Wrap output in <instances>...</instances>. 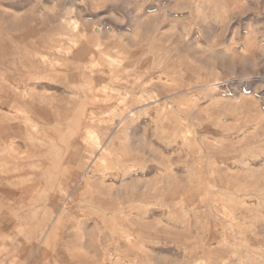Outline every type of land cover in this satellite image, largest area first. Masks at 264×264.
<instances>
[{"label": "rangeland", "instance_id": "374dc122", "mask_svg": "<svg viewBox=\"0 0 264 264\" xmlns=\"http://www.w3.org/2000/svg\"><path fill=\"white\" fill-rule=\"evenodd\" d=\"M0 146V264H264V0H0Z\"/></svg>", "mask_w": 264, "mask_h": 264}, {"label": "bare ground", "instance_id": "6f19581e", "mask_svg": "<svg viewBox=\"0 0 264 264\" xmlns=\"http://www.w3.org/2000/svg\"><path fill=\"white\" fill-rule=\"evenodd\" d=\"M69 21V20H68ZM78 23V22H77ZM71 24V23H70ZM209 25V24H208ZM76 26V25H75ZM94 27V26H93ZM74 28V27H73ZM62 33V32H61ZM96 34H94V35H92V36H95ZM76 36V35H75ZM91 36V37H92ZM179 36V35H178ZM163 37V36H162ZM181 37V36H180ZM95 38V37H94ZM72 39V38H71ZM79 39V38H78ZM65 40V39H64ZM90 40V39H89ZM92 44V43H91ZM191 44V43H190ZM49 46H50V44H48ZM99 45V44H98ZM59 46V45H58ZM76 46V45H75ZM33 47V46H32ZM36 47V46H35ZM65 47V46H64ZM45 48V47H44ZM102 48V47H101ZM141 48V47H140ZM34 49V48H33ZM46 49V48H45ZM52 50V49H51ZM55 50V49H54ZM66 50V49H65ZM68 50V49H67ZM160 50V49H159ZM171 52V51H170ZM213 53H216V52H213ZM145 54V53H144ZM127 55V54H126ZM125 55V56H126ZM143 56V55H142ZM34 58V57H33ZM48 58V57H47ZM52 58V57H51ZM138 58H136V60H137ZM36 60V59H35ZM48 60V59H47ZM55 60V59H54ZM120 60V59H119ZM131 61V60H130ZM135 61V60H134ZM133 61V62H134ZM165 61V60H164ZM41 62V61H40ZM96 62V61H95ZM115 62V61H114ZM142 62V61H141ZM55 63V62H54ZM59 63V62H58ZM57 63V64H58ZM63 63H64V61H63ZM109 63V62H108ZM36 64V63H35ZM57 64H55V65H57ZM110 64H111V62H110ZM119 64H120V62H119ZM136 64V63H135ZM44 65V64H43ZM87 65V64H86ZM117 65V64H116ZM117 66H120V65H117ZM41 67V66H40ZM47 67V66H46ZM54 67V66H53ZM56 67H58V66H56ZM96 67V66H95ZM116 67V66H115ZM149 67V66H148ZM35 68V67H34ZM49 68V67H48ZM151 68V67H150ZM38 69H39V67H38ZM103 69V68H102ZM126 69V68H125ZM36 71V70H35ZM149 71V70H148ZM37 72H38V70H37ZM93 72V71H92ZM130 71H128V73H129ZM102 73V72H101ZM126 73V72H125ZM104 75H105V73H104ZM118 76H119V74H117ZM109 76V75H108ZM161 76V75H160ZM142 77H143V75H142ZM113 78V77H112ZM31 80H32V78H31ZM59 80V79H58ZM163 80V79H162ZM112 82H113V80H112ZM149 84V83H148ZM80 85V84H79ZM136 85V84H135ZM95 86V85H94ZM112 86V85H111ZM173 87V86H172ZM117 88V87H116ZM126 90V89H125ZM150 90V89H149ZM216 90V89H215ZM16 91V90H15ZM41 91V90H40ZM34 92H36V91H34ZM18 93V92H17ZM114 93V92H113ZM11 94V93H10ZM135 94V93H134ZM204 95V94H203ZM211 95H213V94H211ZM161 96V95H160ZM110 98V97H109ZM138 98V97H137ZM165 98V97H164ZM126 99V98H125ZM239 101V100H238ZM228 103V102H227ZM236 104V103H235ZM179 105V104H178ZM145 107V106H144ZM169 111V110H168ZM173 112H174V110H173ZM52 113V112H51ZM124 113V112H123ZM123 113H121V114H123ZM57 114V113H56ZM115 114V113H114ZM170 115V114H169ZM9 116V115H8ZM33 116V115H32ZM166 116V115H165ZM173 116V115H172ZM234 116V115H233ZM127 117V116H126ZM125 118V117H124ZM175 118H176V116H175ZM168 120V119H167ZM183 120V119H182ZM220 120V119H219ZM116 121V120H115ZM158 121V120H157ZM85 122V120L83 121V123ZM88 122H90V121H88ZM109 122H110V120H109ZM183 122V121H182ZM118 123H119V121H118ZM189 123V122H188ZM13 124V123H12ZM30 124V123H29ZM33 124L34 123H32V126H33ZM38 124V123H37ZM58 124H59V122H58ZM88 124V123H87ZM87 124H85L84 123V127H86L87 126ZM60 125V124H59ZM66 125V124H65ZM86 125V126H85ZM252 125V124H251ZM32 126H30V128L32 127ZM35 126V125H34ZM37 127L39 128L40 126H38L37 125ZM66 127V126H65ZM66 128H69V127H66ZM34 129V128H33ZM71 129V128H70ZM36 130V129H35ZM65 130H67L68 131V129H65ZM31 131V130H30ZM39 131V130H38ZM116 131V130H115ZM124 131H126L125 129H124ZM32 132H34V131H32ZM44 132V131H43ZM42 132V133H43ZM112 132V131H111ZM35 133V132H34ZM37 133V132H36ZM65 133H67V132H65ZM146 134V133H145ZM73 135V134H72ZM259 135V134H258ZM43 136V135H42ZM78 137V136H77ZM85 139V138H84ZM91 140V139H90ZM86 141V140H85ZM230 141V140H229ZM262 142V141H261ZM87 143V142H86ZM209 143V142H208ZM217 143V142H216ZM5 145V144H4ZM3 145V146H4ZM2 146V147H3ZM9 146V145H8ZM216 146V145H215ZM1 147V146H0ZM213 147V146H212ZM52 148V147H51ZM131 148V147H130ZM156 148V147H155ZM40 149V148H39ZM151 149V148H150ZM2 150V149H1ZM90 150V149H89ZM1 152V151H0ZM2 153V152H1ZM33 153V152H32ZM38 153V152H37ZM114 153V152H113ZM128 153V152H127ZM12 154V153H11ZM92 154V153H91ZM96 154H97V152H96ZM233 154V153H232ZM8 155V154H7ZM72 156V155H71ZM94 156V155H93ZM14 158V157H13ZM72 158V157H71ZM108 158V157H107ZM131 159V158H130ZM144 159V158H143ZM243 159V158H242ZM69 160V159H68ZM137 160H139V159H137ZM194 160V159H193ZM255 160V159H254ZM122 163V162H121ZM125 165V164H124ZM15 167V166H14ZM240 168V167H239ZM138 170V169H137ZM178 171V170H177ZM188 172H189V170H188ZM107 173V172H106ZM136 173V172H135ZM258 173V172H257ZM63 174V173H62ZM79 174V173H78ZM62 176V175H61ZM43 177V176H42ZM196 177V176H195ZM41 178V177H40ZM121 179V178H120ZM128 179V178H127ZM192 179V178H191ZM209 179V178H208ZM122 180V179H121ZM39 181V180H38ZM65 181V180H64ZM107 181V180H106ZM120 181V180H119ZM118 182V181H117ZM42 183H43V181H42ZM66 183H67V181H66ZM57 187H58V185H57ZM175 187V186H174ZM71 188H72V186H71ZM43 190V189H42ZM79 190V189H78ZM145 190V189H144ZM62 191V190H61ZM97 191V190H96ZM56 192V191H55ZM195 193V192H194ZM228 195V194H227ZM239 196V195H238ZM156 197V196H155ZM165 198V197H164ZM189 198V197H188ZM237 198V197H236ZM146 199H148V198H146ZM195 199V198H194ZM48 200V199H47ZM196 200H198V199H196ZM146 201H148V200H146ZM233 201V200H232ZM192 202V201H191ZM198 202V201H197ZM225 202V201H224ZM111 203V202H110ZM164 203V202H163ZM126 204V203H125ZM190 204V203H189ZM197 204V203H196ZM137 205V204H136ZM146 205V204H145ZM248 206V205H247ZM202 208V207H201ZM192 209V208H191ZM230 209V208H229ZM53 210V209H52ZM142 210V209H141ZM164 210V209H163ZM173 210V209H172ZM212 210V209H211ZM218 210V209H217ZM133 211H134V209H133ZM229 211V210H228ZM169 212V211H168ZM198 212H200V211H198ZM261 212V211H260ZM128 213V212H127ZM208 213V212H207ZM215 213V212H214ZM223 214V213H222ZM132 215V214H131ZM172 215V214H171ZM222 216V215H221ZM228 216V215H227ZM246 218V217H245ZM57 219H59V218H57ZM92 219V218H91ZM219 219V218H218ZM53 221V220H52ZM236 221V220H235ZM237 222V221H236ZM52 223V222H51ZM251 223V222H250ZM223 224V223H222ZM240 224V223H239ZM52 225H54V224H52ZM52 225H51V227H52ZM125 225V224H124ZM249 226V225H248ZM50 227V226H49ZM234 227V226H233ZM126 228V227H125ZM225 229V228H224ZM236 229V228H235ZM137 230V229H136ZM208 232V231H207ZM256 234V233H255ZM40 235V234H39ZM49 235V234H48ZM45 237V236H44ZM225 238V237H224ZM45 240H46V238H45ZM44 240V241H45ZM42 241V240H41ZM196 241V240H195ZM43 242V241H42ZM72 242V241H71ZM45 243V242H44ZM74 243V242H73ZM52 245V244H51ZM43 247V246H42ZM76 247V246H75ZM45 249V248H44ZM111 249H112V247H111ZM189 249V248H188ZM142 251V250H141ZM143 253V252H142ZM71 254V253H70ZM38 255V254H37ZM193 255V254H192ZM138 256V255H137ZM92 257V256H91ZM110 257V256H109ZM191 259V258H190ZM246 259V258H245ZM187 262V261H186ZM203 262H204V260H203Z\"/></svg>", "mask_w": 264, "mask_h": 264}]
</instances>
